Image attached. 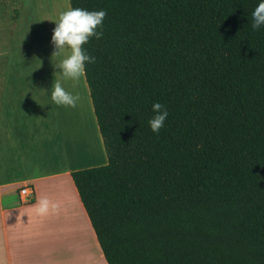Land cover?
I'll list each match as a JSON object with an SVG mask.
<instances>
[{
    "label": "trees",
    "instance_id": "1",
    "mask_svg": "<svg viewBox=\"0 0 264 264\" xmlns=\"http://www.w3.org/2000/svg\"><path fill=\"white\" fill-rule=\"evenodd\" d=\"M258 2L69 0L106 11L84 76L107 164L71 177L107 264H264Z\"/></svg>",
    "mask_w": 264,
    "mask_h": 264
},
{
    "label": "crops",
    "instance_id": "2",
    "mask_svg": "<svg viewBox=\"0 0 264 264\" xmlns=\"http://www.w3.org/2000/svg\"><path fill=\"white\" fill-rule=\"evenodd\" d=\"M23 19L24 11L0 49V264H107L71 177L107 164L89 88L77 89L79 107H63L45 92L47 70L51 81H39L34 97L19 74L12 80ZM25 185L34 190L30 203L20 199Z\"/></svg>",
    "mask_w": 264,
    "mask_h": 264
},
{
    "label": "rangeland",
    "instance_id": "3",
    "mask_svg": "<svg viewBox=\"0 0 264 264\" xmlns=\"http://www.w3.org/2000/svg\"><path fill=\"white\" fill-rule=\"evenodd\" d=\"M68 7H70L69 0H0V49L9 41L12 27L24 11V19L13 37L14 59L17 62L11 69V76L15 81L18 80L17 74H19L25 86L31 87L33 97L35 96L33 91L38 88L35 85H38L39 81L43 84L51 81L44 73L46 70L52 82L59 80L62 86L74 95H78L77 89L86 83L84 74L80 79L72 80L63 77L60 70L54 67L67 51L63 55L52 57L53 46L50 41L54 27L53 20H56ZM1 60L3 59H0V63ZM1 79L2 76L0 83ZM76 106H80L79 99ZM96 166L102 165L97 163Z\"/></svg>",
    "mask_w": 264,
    "mask_h": 264
},
{
    "label": "clouds",
    "instance_id": "4",
    "mask_svg": "<svg viewBox=\"0 0 264 264\" xmlns=\"http://www.w3.org/2000/svg\"><path fill=\"white\" fill-rule=\"evenodd\" d=\"M105 16L104 9L89 11L70 6L62 11L56 20H53L54 27L50 41L53 46L52 57L63 55L67 51V54L63 55V58L54 65L63 77L78 80L84 74L86 64L95 62V56L90 55L84 45L91 38L99 39L103 35ZM251 18L253 30L264 27V0H259L251 12ZM45 92L50 96L51 103L56 106L75 107L79 99L78 95L67 91L59 80H54L51 88ZM151 112L152 115L147 121L148 126L152 132L159 133L167 123L170 109L164 103L154 101L151 104ZM45 207L46 201L41 202V211Z\"/></svg>",
    "mask_w": 264,
    "mask_h": 264
},
{
    "label": "built area",
    "instance_id": "5",
    "mask_svg": "<svg viewBox=\"0 0 264 264\" xmlns=\"http://www.w3.org/2000/svg\"><path fill=\"white\" fill-rule=\"evenodd\" d=\"M19 195L22 203H30L34 199V190L32 186L25 185L19 189Z\"/></svg>",
    "mask_w": 264,
    "mask_h": 264
}]
</instances>
